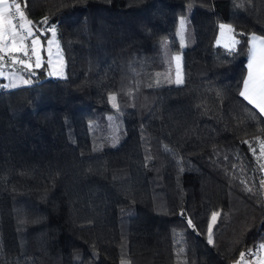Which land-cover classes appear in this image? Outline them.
Returning <instances> with one entry per match:
<instances>
[{
    "label": "trees",
    "instance_id": "1",
    "mask_svg": "<svg viewBox=\"0 0 264 264\" xmlns=\"http://www.w3.org/2000/svg\"><path fill=\"white\" fill-rule=\"evenodd\" d=\"M18 2L32 34L55 25L65 75L39 78L44 62L30 85L0 89V264H241L257 254L264 117L240 88L249 35L264 37V0ZM182 15L178 86L165 75ZM219 24L234 29L236 51L215 43Z\"/></svg>",
    "mask_w": 264,
    "mask_h": 264
},
{
    "label": "snow or ice",
    "instance_id": "2",
    "mask_svg": "<svg viewBox=\"0 0 264 264\" xmlns=\"http://www.w3.org/2000/svg\"><path fill=\"white\" fill-rule=\"evenodd\" d=\"M16 20H25V12L22 9V5L18 0H0V52L4 51L6 46L5 37L9 38L11 46L8 48L9 53H22L27 59L16 60L13 59L11 64H18L20 67L18 68L19 72H30L32 69V64L28 63V52L25 50V45L23 43V37H19V33L17 32L18 25ZM44 21H47V17L44 18ZM183 23V21H181ZM19 27L25 30L27 35H31L33 32V27L31 21H26L24 24L19 25ZM221 29L225 27L228 28L230 32L234 31L232 27L220 25ZM55 25L52 26V34L55 35ZM223 34V32H222ZM19 37V39H17ZM33 45V53L35 55V67L39 68L40 57L38 46L40 44L39 39L32 40ZM49 45L52 44V41H48ZM233 47L229 49V51H236L235 45L239 44L240 41L233 40ZM251 47L249 48V57H248V77L243 82L244 91L240 93L241 96L248 99L252 104L256 106L260 110L261 113H264V37H258L255 34L251 35L250 40L248 41ZM49 54H51V48H49ZM180 56H176L175 60L177 63L180 61ZM5 61L2 56H0V65H4ZM50 75L52 73H49ZM3 75V68L0 67V76ZM9 79H21L24 85H30L32 81L30 79H23L22 76H10ZM176 85H182L183 80L180 78L179 72H177V79L175 81ZM13 83L12 87H16ZM112 100H115L116 97L112 96ZM183 215V213H182ZM219 213L212 214V222L215 223L217 216ZM188 224L194 228L192 225V221L189 219ZM208 241L212 242V225L210 224L208 227ZM259 248H264V244L258 246ZM243 256V253L241 254ZM123 264V262H122Z\"/></svg>",
    "mask_w": 264,
    "mask_h": 264
},
{
    "label": "rangeland",
    "instance_id": "3",
    "mask_svg": "<svg viewBox=\"0 0 264 264\" xmlns=\"http://www.w3.org/2000/svg\"><path fill=\"white\" fill-rule=\"evenodd\" d=\"M183 21V23H181ZM220 25L229 26L227 24H219L218 32L215 38V43L217 45H221L227 49H231L233 47V40H236L234 36V32H230L227 27L221 29ZM52 27H50L48 35L46 37H42L39 34H31L29 36L30 41L34 39H39L40 44L38 46L39 57H40V64L42 65L44 62L46 64V68L44 69V73L40 74L39 78L44 77H63L65 75V64L62 55V51L59 45V42L56 38V35L53 36L52 34ZM223 32V34H222ZM52 41V44L49 45L48 41ZM189 43V37L187 34V19L186 16L182 15L178 20V25L174 31L168 36V43L171 47V64L169 67L168 77L165 75V82L167 84H176L175 81L177 79V72L180 74V78L182 79V69H181V59L179 63L175 60L176 56H180L181 58V49L185 47ZM32 45V43H31ZM31 48V53L33 55V60L35 64V55L33 53V45ZM49 48H51V54H49ZM42 61H44L42 63ZM35 66V65H34ZM33 66V67H34ZM49 73H52L51 75ZM10 76H22L23 79H30L31 81L34 79L30 76L25 74L3 69V75L5 85L8 88H11L13 83L17 86L24 85L21 79H9ZM38 78V77H37ZM108 122V132H109V143L110 145H115L117 143V136H116V128L114 122L112 120L111 115L107 116ZM264 154V153H263ZM264 156V155H263ZM249 256V255H248ZM246 256L244 263L242 264H256L254 255Z\"/></svg>",
    "mask_w": 264,
    "mask_h": 264
},
{
    "label": "crops",
    "instance_id": "4",
    "mask_svg": "<svg viewBox=\"0 0 264 264\" xmlns=\"http://www.w3.org/2000/svg\"><path fill=\"white\" fill-rule=\"evenodd\" d=\"M26 22V20H23V21H21V20H17L16 21V23H17V25H22V24H24ZM23 31L25 32V30L23 29ZM252 34H255L256 36H258V37H263V36H261V35H259V34H256V33H252ZM252 34H250L249 35V40H250V38H251V35ZM30 36V35H29ZM29 36H28V42H29V44H30V47H32V45H31V41H30V39H29ZM19 37H22V34L21 33H19ZM19 37H17V39H19ZM5 40H6V46H5V48H4V50H8V48L11 46V44H10V41H9V38L7 37V35H6V37H5ZM251 47V45H250V43H249V48ZM30 53H31V48H30ZM32 54V53H31ZM33 56V55H32ZM248 57H249V55H248ZM44 61H42V63H43ZM247 64H248V61H247ZM247 64H246V72H245V75H244V78H243V81H242V85H241V88H240V93L242 92V91H244V88H243V82H244V80L245 79H247V77H248V68H247ZM3 80H4V77H3ZM243 97V96H242ZM248 103H250L254 108H256V106L254 105V104H252L248 99H246L245 97H243ZM259 112H260V110L258 109V108H256ZM260 114L264 117V113H261L260 112ZM262 174H263V187H264V167H263V169H262ZM251 255H254V257H255V261H256V264H264V248H259V250H258V253L256 254V253H252V254H250L249 256H251ZM248 256V257H249ZM246 259V258H245ZM245 261V260H244ZM244 261L243 262H241V264L242 263H244Z\"/></svg>",
    "mask_w": 264,
    "mask_h": 264
},
{
    "label": "built area",
    "instance_id": "5",
    "mask_svg": "<svg viewBox=\"0 0 264 264\" xmlns=\"http://www.w3.org/2000/svg\"><path fill=\"white\" fill-rule=\"evenodd\" d=\"M17 21V20H16ZM17 32L22 34L23 37V43L25 45V50L28 52V57H31V59H28V63L32 64V66H34V60H33V56L30 53V44L28 42V36L24 31L23 28L19 27L17 28ZM0 56L3 57L4 60H9L12 61L13 59L16 60H20V59H27V57H25L22 53H9L8 50H4L3 52H0ZM5 82L3 80V77L0 76V89L4 88Z\"/></svg>",
    "mask_w": 264,
    "mask_h": 264
},
{
    "label": "water",
    "instance_id": "6",
    "mask_svg": "<svg viewBox=\"0 0 264 264\" xmlns=\"http://www.w3.org/2000/svg\"><path fill=\"white\" fill-rule=\"evenodd\" d=\"M4 61H5L4 65H0V67H2L3 69L19 72L18 68L20 66L18 64H11V61H9V60H4ZM19 73L25 74V75L30 76L32 78H37L39 76L38 71L33 69V68L30 70V72H19Z\"/></svg>",
    "mask_w": 264,
    "mask_h": 264
}]
</instances>
